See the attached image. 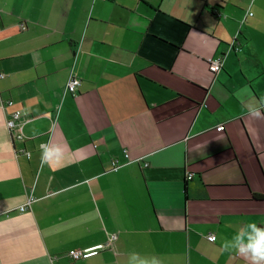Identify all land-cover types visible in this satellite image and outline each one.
<instances>
[{
  "label": "crops",
  "instance_id": "0c3cea01",
  "mask_svg": "<svg viewBox=\"0 0 264 264\" xmlns=\"http://www.w3.org/2000/svg\"><path fill=\"white\" fill-rule=\"evenodd\" d=\"M0 73V264H253L264 0H0Z\"/></svg>",
  "mask_w": 264,
  "mask_h": 264
},
{
  "label": "clouds",
  "instance_id": "9594fccd",
  "mask_svg": "<svg viewBox=\"0 0 264 264\" xmlns=\"http://www.w3.org/2000/svg\"><path fill=\"white\" fill-rule=\"evenodd\" d=\"M264 106V105H262ZM248 112L251 115H261L260 108H248ZM61 149L59 147L52 148L48 145H43L41 150V164H51L53 159L58 160L60 158ZM248 228H251V232L245 233L243 230L235 236L236 244L232 245L230 241L224 240L222 248L231 251L235 247L237 254H243L246 258H249L253 264H264V228H260L255 222H249ZM247 235V242H243L242 237ZM214 239L215 237H211ZM129 264H160V262L153 257L151 260L139 258L137 254L133 253Z\"/></svg>",
  "mask_w": 264,
  "mask_h": 264
},
{
  "label": "built area",
  "instance_id": "2783aa9c",
  "mask_svg": "<svg viewBox=\"0 0 264 264\" xmlns=\"http://www.w3.org/2000/svg\"><path fill=\"white\" fill-rule=\"evenodd\" d=\"M252 15V13L250 14ZM209 69L211 72L213 73H217L222 69V60L221 58H215V59H210L209 60ZM5 77L4 73H0V78ZM80 85V80L75 76V74H72L69 78V82H68V90L72 93H75L78 86ZM14 102L13 101H9L7 103V105H13ZM21 111L20 110H15L13 111L10 116L7 118V127L13 132V134H15V137L19 140L23 139V132L21 130ZM224 129V124L220 125L217 127L218 131H222ZM116 168H118V165H115ZM192 178V174L188 175V179ZM32 203V199H29L27 201V203H25L24 205L20 206L18 208V211L20 212H24L27 209H29L30 205ZM211 237H215L214 239H212ZM117 238V234H112L110 237L111 241H114ZM208 239L210 241H216V235L215 234H210L208 236ZM105 246L104 245H99V246H95L93 248H88V249H73L70 250L68 252V256L76 261V260H80L88 255L93 254L94 252H97L101 249H104Z\"/></svg>",
  "mask_w": 264,
  "mask_h": 264
}]
</instances>
